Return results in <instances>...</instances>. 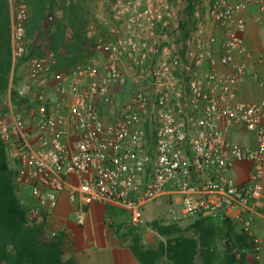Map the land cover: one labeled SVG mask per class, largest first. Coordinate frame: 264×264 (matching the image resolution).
Here are the masks:
<instances>
[{
	"label": "built area",
	"instance_id": "1",
	"mask_svg": "<svg viewBox=\"0 0 264 264\" xmlns=\"http://www.w3.org/2000/svg\"><path fill=\"white\" fill-rule=\"evenodd\" d=\"M204 3L176 45L188 0H113L115 27L86 29L98 57L69 71L31 58L18 88L23 110L0 104V138L19 164L18 193L26 189L33 203L29 221L68 192L79 224L87 221L84 206L100 201L125 207L131 226L147 233L145 206L171 195L166 223L200 216L237 222L254 236L260 258L264 239L251 230L253 213L264 218V99L243 100L237 87L247 73L238 55L250 53L246 13L264 11V0ZM11 4L16 61L25 53L29 11L25 0ZM138 71L143 86L133 103L119 105L115 88ZM235 128L255 133V145L232 139ZM240 163L252 165L242 181L230 174Z\"/></svg>",
	"mask_w": 264,
	"mask_h": 264
},
{
	"label": "trees",
	"instance_id": "2",
	"mask_svg": "<svg viewBox=\"0 0 264 264\" xmlns=\"http://www.w3.org/2000/svg\"><path fill=\"white\" fill-rule=\"evenodd\" d=\"M94 0H25L29 16L26 20L25 53L13 61L12 18L10 0H0V101L10 86V78L16 79L19 68L27 65L32 57L53 54L54 69L61 68L65 61L73 64L90 55L91 42L86 29L95 20ZM178 5L182 0H171ZM194 0H188L183 11L182 32L173 44L186 37L185 15L193 14ZM184 49L182 48V52ZM71 64V65H72ZM70 70V68H69ZM13 73V74H12ZM13 99H19L18 90L11 88ZM147 137L153 141V122L146 118L142 124ZM6 144L0 138V264H78L67 257L68 235L60 228L51 226V214L42 212L40 221L30 222L27 208L18 199L14 184L15 169H11L5 154ZM109 210L125 207L106 203ZM148 222V221H147ZM179 222L163 223L149 221L164 239L144 243L142 234L131 230V249L140 264H159L167 259L171 264H212L215 253L212 241L221 233L232 241L234 251L225 249L226 264H240L238 252L255 256V238L234 221L224 220L222 227L212 217L200 216L187 227ZM255 259H258L257 257Z\"/></svg>",
	"mask_w": 264,
	"mask_h": 264
},
{
	"label": "crops",
	"instance_id": "3",
	"mask_svg": "<svg viewBox=\"0 0 264 264\" xmlns=\"http://www.w3.org/2000/svg\"><path fill=\"white\" fill-rule=\"evenodd\" d=\"M259 15L264 23V11H260L257 6H252L246 13L245 42L250 53L248 56L238 55V58L244 59L247 64V73L237 87L238 96L247 101L264 99V24L258 20ZM230 136L244 145L254 146L256 143L255 133L247 132L245 129L235 128ZM251 168L250 163H240L231 169L230 174L236 180L242 181L247 178ZM154 202L156 201L150 203L154 205ZM146 206L144 208L146 220L148 222L155 220L157 216L150 218L146 215L148 207ZM84 210L87 221L81 225L78 223L68 192H64L57 206L50 212L51 220L56 227L68 235L67 257L74 258L78 264H140L131 249V230L135 227L130 224L129 211H123L119 207L109 210L106 203L100 201L85 205ZM253 217L252 233L256 236L261 232L263 234L264 218L257 213H253ZM217 222L223 223L221 220ZM150 227L151 231L142 234L144 243L155 240L152 232L156 231ZM256 260L264 264L261 255ZM163 262L171 264L167 259Z\"/></svg>",
	"mask_w": 264,
	"mask_h": 264
},
{
	"label": "rangeland",
	"instance_id": "4",
	"mask_svg": "<svg viewBox=\"0 0 264 264\" xmlns=\"http://www.w3.org/2000/svg\"><path fill=\"white\" fill-rule=\"evenodd\" d=\"M112 1L113 0H94L93 1V8L95 10V19H94L95 21L92 23L97 25V27L101 30L102 33H108L111 31V29H113L115 27V20H114L112 11H111ZM10 2H12V0H10ZM204 2H205V0H194L195 9L193 10V14H191L190 17H188V15L186 14L184 17L186 25L184 27L185 32L183 34L189 33L192 30L193 24H194V13L197 9H201L204 7V4H205ZM90 42H91V40H90ZM91 52L92 53L90 55H88L84 58H79V60L73 64L71 63L72 65L69 63V61H65V63L61 66V68H57L56 70L57 71H69V68L71 70L78 63L90 61L93 58L98 57V52L95 51L93 44H91ZM44 57H46L51 62L52 67L54 64H56V58L53 57V54H49V55L44 56ZM16 75H18V77L16 76V79H13V75L11 76L10 86H9L8 90L6 91V93L4 94L2 100L0 101V104H5V101L8 100V101H12L15 106L22 109V105L24 103V100L21 99L20 97H19V99L14 100L12 97L11 88L15 87L18 90V88L22 85V83H24L28 80V64L27 65L24 64V65L20 66L19 72ZM140 75L141 74L139 71L134 72L133 74H131V76H130V78L126 84L118 85L115 88L119 105L125 106V105H128L129 103H133L134 97L137 96L140 87L143 86V81H142V78H140ZM5 154H6V160L8 161L10 168L16 170V174L14 176V184L16 185V188L18 190V187H19L18 186L19 164H18L15 156L13 155L12 149L7 144L5 147ZM23 193L24 194H21V195L18 193L19 202L24 207H27L29 205H33V203L31 201L28 202L29 194L26 191V189H25V191H23ZM25 193H26V195H25ZM22 198H24L27 201V203H29V204H25L26 202H24V203L21 202ZM171 202H172L171 195H165L162 198L158 199L156 202H154V205L156 207L153 204L149 203L147 205L148 207L146 206L147 207L146 215L150 218L157 216V218L155 220H160L161 222L166 223L165 221L167 218V206ZM26 217H27V215H26ZM145 218H146V216H145ZM197 218L198 217L187 218V219L180 221L178 224L182 227H187L190 224L194 223L197 220ZM34 221L35 222L40 221V219L34 220ZM34 221H30V222H34ZM152 221H154V220H152ZM214 221L217 222V220H215V219H214ZM217 223L219 224L220 227H222L221 226L222 224L220 222H217ZM166 224H168V223H166ZM51 226L57 228L53 221L51 222ZM137 231L140 232L141 234L144 233L143 231H140V230H137ZM152 233H153L152 234L153 239H155L154 241H161L164 239L162 236L159 235V233L157 231L152 232ZM258 237L264 239V233L262 234V232H261L260 235H258ZM225 239H229V238L225 237L223 233H221L219 236H216L213 239L212 245L215 249L214 250L215 253L211 259L212 264H226L225 263V249H226ZM232 246H233V244H232ZM237 252H238V258H240V261H242L240 264H260L261 263V261H257L255 259L256 257H254V256H251L248 254V255H245V257H243V255L241 253H239V250H237ZM261 260L264 262V249L261 252ZM199 263L205 264L201 260H199ZM161 264H164V262L161 261Z\"/></svg>",
	"mask_w": 264,
	"mask_h": 264
},
{
	"label": "water",
	"instance_id": "5",
	"mask_svg": "<svg viewBox=\"0 0 264 264\" xmlns=\"http://www.w3.org/2000/svg\"><path fill=\"white\" fill-rule=\"evenodd\" d=\"M225 245L229 253H232L234 251L232 241L230 239H225Z\"/></svg>",
	"mask_w": 264,
	"mask_h": 264
}]
</instances>
